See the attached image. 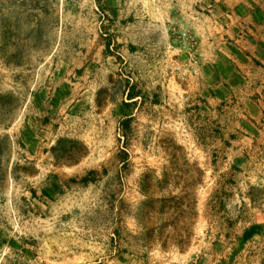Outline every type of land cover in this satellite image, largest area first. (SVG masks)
Listing matches in <instances>:
<instances>
[{"label":"rangeland","instance_id":"rangeland-1","mask_svg":"<svg viewBox=\"0 0 264 264\" xmlns=\"http://www.w3.org/2000/svg\"><path fill=\"white\" fill-rule=\"evenodd\" d=\"M210 4L0 0V264H264Z\"/></svg>","mask_w":264,"mask_h":264},{"label":"crops","instance_id":"crops-1","mask_svg":"<svg viewBox=\"0 0 264 264\" xmlns=\"http://www.w3.org/2000/svg\"><path fill=\"white\" fill-rule=\"evenodd\" d=\"M201 2L212 3L205 22L212 20L220 27V64L205 66L204 71L220 72L215 79L220 84V101H231L235 108L243 104L248 122L243 139L250 150L264 151V0ZM200 35L203 42L209 39L206 28L200 29Z\"/></svg>","mask_w":264,"mask_h":264},{"label":"trees","instance_id":"trees-1","mask_svg":"<svg viewBox=\"0 0 264 264\" xmlns=\"http://www.w3.org/2000/svg\"><path fill=\"white\" fill-rule=\"evenodd\" d=\"M139 97H141L140 95H138V94H131L130 93V95L128 96V99L130 100V101H134V103H136V101L135 100H137V98H139ZM85 182H87L86 181V179H85ZM256 234V229H255V227L254 228H252L250 231H248L246 234H245V236H244V239L245 240H249L253 235H255Z\"/></svg>","mask_w":264,"mask_h":264}]
</instances>
